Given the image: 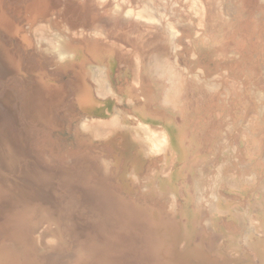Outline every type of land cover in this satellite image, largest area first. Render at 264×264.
I'll list each match as a JSON object with an SVG mask.
<instances>
[{"label": "bare ground", "instance_id": "1", "mask_svg": "<svg viewBox=\"0 0 264 264\" xmlns=\"http://www.w3.org/2000/svg\"><path fill=\"white\" fill-rule=\"evenodd\" d=\"M247 3L250 4V6L254 5V12H253L254 14L252 12H251L252 14H250L251 16H254V19L253 20L251 19L250 21L249 20L248 21L254 25V28L260 29L259 32L256 31L255 33L258 34L259 37H261V34L262 36L264 34V31H261L262 27L264 26L263 25L264 24L263 22L264 20V0H0V29L2 31L9 28L8 30H10L12 34H15L13 36H17L18 38L16 39L15 37V40L19 41V44L17 43V45L33 46L34 52L37 53V54L35 53V56H36V61L38 65H42L43 61H45L49 63L48 65L50 67H53V65H60L63 69L71 68L72 69L71 71L74 70V73H72L74 74V77L76 75L74 81H71L70 78L68 80H69V83L74 82L73 84L75 85V89L77 90L78 94L75 93L74 91L75 89L74 90L71 89V91H73L75 94L79 96V98L77 99L80 102L78 103L81 105L79 106L77 105V106L80 109H82L81 108L82 106L85 107L84 109H89L86 107V104H88L89 106V104L93 103V99H95L96 94L102 97H107L110 94H113V95L115 94V89H114V85L112 81V69L114 67L112 66L117 65V63L114 64L115 63L114 60L116 57L119 58L121 56L123 58L121 60L122 61L124 60L125 62H127V66L129 64V68H130L129 72H131V77H130L131 79L129 82H132L131 84H132L133 89L128 86L131 89L125 88V89H122V90L119 89V90L123 92L124 98L130 99L132 101H134V99L139 96V93H138L139 91L144 96L145 102H143L142 100L143 103H140V105L139 103L138 104L136 103L135 105L133 104L134 108L133 109L131 108L132 110H135V113L134 112H131V113H134L136 115L134 116L135 118L137 117V120L135 121L133 120L134 116H132V114H131V116L133 117L132 120H129L130 117L129 119H126L125 114L123 113L124 112L129 113L131 110L128 112L129 109H127L126 110L127 112L124 111L122 115L121 109H119L117 106L114 108L115 111L112 113L111 115L112 118L109 120L106 118L107 116L103 115L105 114L103 113L104 111H101L103 114H100L99 116L97 115V117H101V118H96V113H94L88 116L86 115L83 116L81 120H79L77 117V120L80 121L79 126L81 125L82 132L84 133L86 132V134H89V136L93 140L99 139L98 141L106 139V138L111 140L112 139L111 136L114 135V133L115 134L118 133L117 128L119 129V126L121 125H124V124L134 125L135 124L134 125L135 127L133 128L131 127L132 129H129V127L128 129L126 128L125 129H126V133L130 132V134L127 133L129 134V136H131L129 139L131 140L132 138L133 142L136 141L135 146L137 149H139L138 151H140V155L147 154L148 156H150V158L152 157L154 158V156L157 155L156 153L165 152L164 154H165V157L167 158L170 154H173L176 157V158L175 157L173 158V156L171 157L170 155L168 159L172 160L173 158L174 160L177 159L180 161L187 160L184 162V163L187 162L186 164L187 169L185 170H182L184 168H181L179 170L180 167L178 164L177 166L179 168H177V170L174 171L175 167L171 165L172 169L170 168L171 169L170 173L172 174L173 172V174L171 175V177L169 176L170 177L169 180H171L170 181L171 183L170 182H168L169 184L167 183L168 187H165L161 183L162 182L161 177H158V178H161V181L159 182L156 181V179H158L156 176L158 174L156 173H159V172L155 170L156 166L154 162L153 163L155 167L151 168V170L154 169L156 172L152 173L154 171L153 170L150 173L148 170L149 174H147L149 177L151 176L153 178V180L150 178L152 180L151 184L155 182L159 186V190H161V192H165L164 190V187H165V189H168V192L167 191L166 192L171 194V196L168 194L170 197L167 196L168 199L167 198L166 199L168 201L165 199L166 203L163 204L166 206L168 202V206L170 209L169 212L171 213L167 214L168 211L164 212L165 211L164 210L163 215L157 218L159 225L161 227L162 225H164V227L162 228V231L163 229L165 232L166 230H172V229L179 230L181 226L183 227L182 229H184V232L182 230L181 233H184L185 236H183L180 233V231L178 233L179 235L183 236V239L181 236V240L179 241V243H176L173 245L169 244L171 242L168 243L169 245H167V243L166 245L162 244L163 249H160L161 252L160 251L159 252H160L161 258L163 257V259L166 261L167 264H194L195 263L193 261L194 259L195 260L197 259V261H200L201 262L200 264H226V263L264 264V73L261 74L260 77L256 76L254 82L250 83L249 80H245L242 76L244 75L248 76V74L252 76V73H253L252 70L256 71L257 68L255 66L254 68L249 67V65L245 66L243 63L244 67L243 65H240L239 67L237 66L235 67L237 68L236 69L237 71L233 72L234 69L229 70L230 74H232L230 75V81L232 80L234 85L232 83V85L230 86L226 85L227 87L226 86L224 87L221 83H219V80L217 82V81H214L215 79L211 78V76L214 73H217V68L220 66L217 65L215 67V64L212 63L214 61L218 62L217 61L218 59L214 58L215 60L212 62L207 61L208 59L207 53L209 51L206 49L208 48L207 46L210 45L208 44L209 41L215 45L218 42L217 40L220 37L218 34L219 32V29L217 27L218 24H221L223 28L228 29L226 30L227 33L233 32L236 35L239 33H241L242 35L244 34L243 33L244 32L243 29L245 28L244 19L246 18L248 14L247 13L248 10H244V8L245 6H247ZM101 10L103 11V13H101ZM236 10H238V13H237L238 15L235 14ZM54 16L56 17V19L54 18ZM216 16L218 17L215 20ZM19 19L21 21L23 19V21H25V23L30 26L28 30L30 33V37L27 36L28 31L26 29H25L26 31L24 30V26L21 27L20 24H16L19 22L18 21ZM58 19L62 20L61 21L63 22L61 23L62 25L58 22ZM16 20L18 22H16ZM191 24H193L194 29L197 31V33H200L198 34L197 37L188 35L186 32L188 29L187 27L190 26ZM193 26H191V28H193ZM235 27L237 28L235 29ZM191 31L193 30L191 29ZM10 32H8L7 34L9 35ZM227 33H225V35H227ZM6 37L8 38V36ZM223 39L221 37V40ZM219 41H220V38H219ZM240 41H242L241 42L242 44L239 43ZM240 41L239 42L237 40L236 42L233 41L234 43V44L232 43L233 47H231L230 45L228 46L224 44L226 45V47L222 48L220 47L222 45L221 44L216 51H215V48H213L215 51V56L214 54L213 56L214 57H218V56L226 57L230 53H233L232 52L233 49L235 53L241 52L242 55L245 56L246 51H244V49L245 50L248 49V44L244 43L243 39H241ZM18 47L17 49L19 50L20 47L19 48ZM261 47L263 48L264 46H261ZM183 48L185 52H181ZM19 52L17 51L18 54ZM20 54L22 55V53ZM26 54H25V57H27ZM117 54L118 56H116ZM27 55H28L27 58H29L30 55L29 54ZM192 58H196V59H192ZM16 59L17 57L14 60ZM28 61L30 62V59ZM243 61L245 62V60ZM254 61H257V60H254ZM247 62L250 63L248 60H246V63ZM14 63L16 62L13 61V66H14V67L12 66L13 69L17 66ZM20 63L22 65V62ZM25 63L26 62H24V64ZM30 63H32V61ZM225 63L224 64L222 63V65H225ZM43 64H46V63H43ZM190 64H193L195 68H192ZM5 65L6 64H4V66ZM9 65L10 66L8 67L10 68L11 64ZM222 65L221 67H223ZM12 67L10 69H12ZM28 67L30 68L29 65L27 66V68ZM32 68H34L33 65H32ZM22 71H25V70H22ZM38 71H40V68L38 69ZM41 71L40 73H43V72L46 73L48 70L45 69V71L43 72ZM239 71H241V73ZM129 72L127 73L129 74ZM24 73L26 74V72ZM40 73L38 74L40 75ZM64 73H66V71L63 72V74ZM35 74L38 75L37 72H35ZM49 74H53V73H49ZM55 74L56 72H54V75ZM57 74H59V72ZM65 76L66 75L64 74V77ZM58 78L56 79L58 80ZM44 79L46 78H42V80L40 78L38 81H40L41 83L42 82L45 83ZM50 79H54V78H52V76L50 75ZM22 80L24 79L22 78ZM25 82L26 81H23V83ZM34 82L36 81L34 80ZM58 82L60 81L58 80ZM73 84H70V85L72 86ZM127 84L131 85L129 83ZM54 85L51 84V86H54ZM51 86H50V89L52 90L53 87L51 88ZM62 86L67 87V85L66 86L62 85ZM24 87H26V85ZM34 87L36 88L35 85ZM248 90L252 95H249ZM69 91L70 89L68 90V92ZM48 92H50V90ZM117 93H120V92L117 90ZM45 94H48L47 91ZM235 94H236V98L239 97L238 102L236 104L240 106L239 108L240 112L237 115L235 113L233 114L231 110V108H233L231 101L234 100ZM56 95L54 97H56ZM57 96L59 97L63 95L60 94ZM123 96H121V98ZM75 97L73 96L72 98H75ZM47 98L49 99L50 95ZM121 98L117 97L116 99H121ZM59 99L57 98V100ZM75 99H74V102H76ZM122 100L124 99L122 98ZM139 100L141 101V99ZM99 101L101 100L99 99ZM105 101L106 100H104L102 103H104ZM66 102H71V100L66 101ZM133 103H135V101ZM71 104L72 103H70V105ZM70 105L67 104L66 106H70ZM54 106H57V104ZM111 106H113V104H111ZM94 107H95V102H94ZM229 108L231 111H229ZM165 114L168 116H171L173 119L165 116ZM25 115L27 117V113ZM188 117H192V120L195 124L194 127L195 126L198 127L197 130L202 135V138H201L203 140L202 145L205 146V147H202L203 150L201 148L202 150L201 152L204 151L203 156L200 159L196 158L197 161L195 160L193 162H192L193 159L189 160V157L185 156L186 152H184V148L187 145L185 143L186 137L183 135L184 131L180 129L182 124L184 123L188 124L189 122ZM226 117H229L228 121L226 120ZM239 119L240 120L243 119L242 128H240V125L236 123V121L238 122ZM31 121H32V118H31ZM28 125H26V127ZM30 129L31 128H29V130ZM126 133L124 131L125 135ZM120 134L118 135L120 136ZM118 135L116 136L118 137ZM122 135H123V132H122ZM113 138H116L115 135L113 136ZM188 138H189V134H188ZM121 140L123 141L124 139H121ZM191 140L189 142H191ZM105 141L106 140H104V142ZM89 142H87L86 144H88ZM133 142H130V143H133ZM189 142L188 144L190 145ZM199 143H202V142H199ZM238 143H240V146L238 145ZM195 145L194 147H196ZM99 146H102V145H99ZM225 148H228L229 150H227V152L224 151V155H225V156L223 155L225 157L224 158L221 156V152ZM47 149L45 148V151ZM70 153H69V157H70ZM189 153H191V151H189ZM195 153L196 152H194V154ZM152 154L153 155L156 154V155L153 156ZM65 155H68V154H65ZM140 155L138 153L139 157ZM147 155H145V157ZM199 155L201 154L199 153ZM45 156L42 155V158ZM235 157L238 159V161H234L233 158ZM104 158H105V161L103 163V166H101L102 168H99V169H102L106 173H109V171L112 168V167L110 168V163L112 165V162L116 163V161L113 159L114 157L113 158L111 157L114 161L111 159L112 161L110 160V162L106 157ZM157 158L159 159V157ZM66 159L68 161L69 158L67 157ZM96 159H99V156ZM142 159H143V156H142ZM74 160L75 159H73V161ZM50 161L51 160L49 159V163ZM54 161H56V159ZM73 161L72 162L70 161V162L74 163ZM99 161H102V159ZM161 161L159 160L158 164ZM246 161L250 162V165H247L245 167L244 163ZM138 162L136 161V163ZM167 162L170 163L168 160ZM101 163L102 162H100V164ZM172 163L175 164L176 162L173 161ZM181 164L184 166L183 163ZM66 165L68 166V164ZM69 165L71 166L72 164L69 163ZM73 165H76V164H73ZM128 166H131V165L129 164L126 166L127 170L129 169ZM134 166L135 165H133V167ZM133 167L131 170L133 173H129L128 174L129 176H131L130 174H133L132 176L134 175L137 176V173L133 171ZM139 167H141V165ZM136 169H137V166H136ZM129 171H127V173ZM124 173L126 172L124 171ZM124 173H123V177L125 175L127 176V174H124ZM99 175L102 176V174H99ZM187 175L190 176L189 177L190 178L189 182H191V184L189 183L190 185L183 182ZM148 176L147 178H149ZM180 177H183L184 180H181V184L177 183L178 185H176L175 182ZM137 178L135 179L132 178L131 182L133 183V180H134V183H135V180H137ZM142 179H146V178H144L143 176ZM128 180H129V177H128ZM164 180L166 182L169 181V180H166V178H164ZM164 180L163 182H165ZM139 181H141V179H139ZM143 181L145 182L146 180H143ZM186 181L188 180L186 179ZM147 183H148V180H147ZM137 184L139 185L140 182ZM185 184L186 186L184 189L183 185ZM142 185L144 186L143 183ZM147 185L148 184H146V186ZM224 187L225 188L232 187L234 188V190H236V192L239 191L237 194H240V195L238 197L229 198V195L228 196L224 195L223 192L221 191V189L223 190ZM153 189H151V191ZM187 189H189V191L191 190L190 192L191 195H189L188 199L191 200L189 202L193 204V208L191 207L192 209L188 210L187 212L184 210L185 213L180 212L179 215L180 217H182V218H179L182 220L180 222L174 218L176 215L175 212H177V210L180 207L181 202H179L178 200L179 197L183 195L187 196L188 193H185ZM231 190L234 191L233 189ZM151 193L152 192H150V194ZM156 194L157 193H155V195ZM162 196L164 197L165 195H162ZM185 196H183V198H185V200H188L186 199ZM153 200L154 198L152 199V201ZM185 202L189 203L187 201ZM150 205H152V203H150L149 206ZM155 205H154V208H155ZM157 209H159L158 206L156 207V210ZM231 209L236 210L237 213L235 211H232ZM166 223L170 225L166 226L165 225ZM123 227L125 228V226ZM194 230H195V233L197 234L196 238L199 237V239L197 240V242L198 241L199 242L196 245L197 242L194 241L195 245L192 242L194 246H192L190 243L189 244L190 247H188L186 246L189 243L187 241V238L189 234L193 232ZM14 231L12 232L14 233ZM164 234L166 236V233H163V235ZM191 235H193V233ZM16 236L19 237L18 235ZM17 237H16V240L18 239ZM178 237H176V239ZM215 239H219V241L218 243H215V245H212L214 244L212 243V241ZM6 240L8 241V239ZM22 240L23 238L21 237V241ZM33 241L35 242L34 246L36 245L39 248L45 246L44 242L40 241V235L35 237ZM53 241H55V239H48V242H53ZM170 241H175V239L174 240L170 239ZM28 243L29 242H27V244ZM23 244L25 245L26 243H23ZM26 245L24 247H26ZM181 245L184 248L180 249ZM205 245L207 247H205ZM39 250L40 252L43 251L42 248ZM48 250L50 251V249H47L46 252ZM212 253H215V254L217 253V254H220L221 256L219 255L218 257H214V254ZM46 255H48V257L50 256L49 254H46ZM52 256L53 255H51L50 257L52 258ZM244 256H247L248 260H244ZM8 257H10V255H8ZM221 257L223 259H221ZM18 258L16 260H18ZM13 259L14 258L11 259L12 262L10 261L9 264H15V262L13 263L14 261ZM21 259H24V258H21ZM30 259L32 258L30 257ZM45 262L48 264L46 260ZM51 262H54V261H51ZM51 262L49 261V263ZM115 263L117 264V261ZM160 263L158 261V264ZM102 264H106V263L104 262ZM111 264H114V263L112 262Z\"/></svg>", "mask_w": 264, "mask_h": 264}, {"label": "rangeland", "instance_id": "2", "mask_svg": "<svg viewBox=\"0 0 264 264\" xmlns=\"http://www.w3.org/2000/svg\"><path fill=\"white\" fill-rule=\"evenodd\" d=\"M244 10H248L249 12L247 11L248 14H247L246 18L244 19V22H245L244 27L245 28L243 29V31H244L243 35L241 33H239L237 35L233 32L227 33L226 30H228V29H225L221 26V24H218L217 27L219 29V32H220V30L222 32V33L221 32L219 33L217 31L219 36H220L219 37L220 41L218 38V40H217L218 42L217 41H216L217 43L215 42L216 45L211 43L210 41H209V43L207 42L208 44H210L209 46H207L209 49L206 48L209 51L207 53V58H208L207 61L212 62L215 59H218L217 60L218 62L214 61L212 63L215 64V67L217 65L220 66V67H218L219 69L217 68V73H214L211 76V78L215 79L214 81H217V82L219 80V83H221L224 87L226 85L230 86L233 83L232 80L230 81V75H232V74H230L229 70L234 69L233 72H235V71H237L236 70L237 68H235V67L236 66L239 67L240 65H243V63L245 66L249 65V67L254 68V66H255L257 68V70H259V71L262 70V68H263V70L260 72L257 70L256 71L252 70L253 73L256 74V75H254L252 73L253 77L250 76L249 74H248V76H246V75L242 76L245 80H249L250 83L254 82L256 76L260 77L261 74L264 73V63H263L264 62V55H263V53H264L263 48L264 47L263 48L261 47V46H264V43H263L264 42V34L262 36V34L260 33L261 37H259L258 34H256L255 32L256 31L259 32L260 29L254 28V25L251 22H249L251 19L252 20L254 19V16L250 15L254 12V5L250 6V4L247 3V6H245ZM101 13H103L102 10H101ZM237 13H238V10H236L235 14L238 15ZM234 15H233V17H234ZM217 17L218 16L215 17V20ZM54 18L56 19L55 16H54ZM59 20L60 19H58V22L60 24L63 23V22H61L62 20H60V21ZM18 21L16 20V22H18V23H16V22L15 23L20 24L21 27L24 26V30L25 29L27 31L29 30L30 26L28 24H26L25 21H23V19H22V21L20 19ZM263 22H264V20H263ZM191 26H193V24H191L190 26L187 27L188 28L186 31L187 34L192 35L193 37H197L198 34H200V33H197V31L194 29V26H193V28H191ZM190 28L193 31H191ZM236 28L237 27H235V29ZM8 29H5L3 31L0 29V47H1L0 48V50H1V52H0V264H9L12 258H14L13 263L15 262V264H20V263L21 264H39V263L40 264H42V263L47 264L45 262V260L48 262V264H51V263H53V264H93V263L94 264H102L104 262L106 264H111L112 262L114 264H116L115 263L116 261H117V264H119V263L120 264H158V261H159V263L161 262L160 264H167L166 261L163 259V257L161 258V255H160V252H161L160 249H163L162 244L166 245V243H167V245H169V244L173 245V244L179 243V241L181 240V236L182 235L185 236L184 233H181L182 230L184 232V229H182L183 227L181 226V228H179V230L172 229V230H166V232H165L163 229V231H162V228L164 227V225H162V227H161L157 221V218H159L161 215H163V213L166 211H168L167 214L171 213V212H169L170 209L168 206V202H167L166 206L163 205L166 203L165 199L166 198L168 199V197L171 196L170 193H167L168 189H165V187H168V184H169L168 182L171 181V180H169V178L173 174V172H172V174L170 173L171 172L170 170L172 169L171 165H173V167H175L174 171H176L177 168H179V167H180L179 170L181 168H184L182 170H185V169H187V166H186L187 162L186 163H184V162L187 160H181L180 161V160L175 159L176 160L175 161L173 159L175 157L173 154H170L171 157L173 156L172 160L168 159L170 155L168 156V158L165 157V154H164L165 152L156 153L157 155L154 154L157 157H159V159L156 156H154L153 154L152 155L154 156V158L153 157L150 158V156H148L147 154H145V155H147L148 157L147 156L145 157L144 154L140 155V151H138L139 149H137L135 146L136 141L133 142L132 138H131V140L129 139L131 137V136H129L130 132H127L129 134L126 133V129H128V127H129V129H132L133 127H135L134 126L135 124L134 125L132 124L133 126L131 124L130 125L124 124V125L119 126L120 130L117 128L118 133L117 132H116L117 134L114 133L116 138L120 137L118 139L113 138L114 135H112L111 140L106 138V139L98 141L99 139L93 140V139H91L89 134H86V132L85 133L82 132L81 125L79 126L80 121L77 120V117L79 120H81V118L83 116H85V115L88 116V115H91L94 113H96V118H101V117H97V115L99 116L100 114L105 113L103 115L107 116L106 118L109 120L112 118L111 115L115 111L114 108L116 106L119 109H121V114L124 111H126L127 109H129L128 112L131 110L129 112L130 114L125 113V112L123 114H125L126 119H129V117H130L129 120L133 119L132 116L135 115L134 114L135 110H132L134 108L133 106L136 103L137 104L139 103V105H140V103L145 102V98L141 94L140 91L138 93H139V96L141 95L140 96L141 98L139 96L138 97H139V99H141V101L137 97L134 99L135 103H133L134 101L127 99V98H124V96H123V92L121 91L122 89H125V88L131 89L132 88V84H131L132 82H129L131 79L130 78L131 72H129L130 71L129 64L127 66V62H125L124 60L122 61L121 59H123V58L120 55H119L120 56L119 58L116 57L114 60L115 61L114 64L117 63V65L112 66V67H114L112 69V81H113V85H114V89H115V94H114L115 96L113 94H110L107 97H102V96H98L96 94L95 99H93V103L89 104V106H88V104H86V107L89 109H84L85 107H83V106L82 107L80 106L82 108V109H80L78 106L81 104H79L80 102L77 99V98H79V96L77 95L78 92L75 89V85L73 84L74 82L69 83V80H68L70 78L71 81H74V79L76 77V75L74 77V74H72V73H74V70L71 71L72 70L71 68H69L70 70L69 69H63L60 65H53V67H50L48 65L49 63H47L45 61H43V63H46V64L42 63V65H38V63L36 61V56H35L36 52H34V47L33 46L17 45V43L19 44V41L15 40V37H16V39H18L17 36H13L15 34H12V32H10V30H8ZM261 31H264V26L262 27ZM8 32H10L9 35L7 34ZM3 33H4V35H3ZM28 33H29V31L27 32V36L30 37V33L29 34ZM225 33H227V35H225ZM234 34H235V36H234ZM6 36H8V38ZM11 37H13V38H11ZM221 37H222V39L223 38L224 39L221 40ZM261 38L263 39V41ZM8 39H10V40H8ZM29 39H31V38H29ZM241 39L244 40V43L248 44V49L247 50L244 49V51H246L245 56H243L241 52L235 53L234 49H233V51H232L233 53H230L226 57H222V56L214 57L215 51L219 48V46L221 44L223 45V46L222 45L220 46L222 48L226 47V45H228V46L230 45L231 47H233V44H234L233 41L236 42V40H237L239 42ZM223 42H225V43H223ZM241 42L242 41H240L239 43H241ZM224 44H226V45H224ZM16 46L20 47V48L18 47L19 50L17 49ZM249 46H250V48H249ZM252 46H254V47H252ZM210 47L212 48V50ZM124 48H125V46H124ZM213 48H215V51ZM8 49H10V50H8ZM13 49H15V50H13ZM13 51H15V52H13ZM17 51L18 52L20 51L19 54L17 53ZM258 51H260V52H258ZM181 52H185L184 48L181 50ZM20 53H22V55ZM26 53L29 54L31 58L30 57L27 58L28 55ZM25 54L27 57H25ZM213 54H214V56H213ZM116 56H118V54ZM14 57L15 58L17 57V59H16L17 61L14 60L15 59ZM18 57H20V58H18ZM243 57H245V58H243ZM19 59H20V61H19ZM27 59L28 60L30 59V62L32 61V63H30ZM192 59H196V58H192ZM210 59H212V60H210ZM243 60H245V62ZM246 60H248L250 63H248V62L246 63ZM254 60H257V61H254ZM13 61L16 62L14 64L17 65L14 69H13V67H14ZM219 61H220V63H219ZM20 62H22V65ZM24 62H26L25 63L26 65L24 64ZM120 62H121V64H120ZM7 63H8V65H7ZM19 63H20V65H19ZM118 63H119V65H118ZM222 63L223 64L225 63V65H222ZM4 64H6V65L4 66ZM9 64H11V67L13 66L12 67L13 70L10 69L11 67L10 68L8 67V66H10ZM34 64H36V65H34ZM28 65L30 66V68L29 67L27 68ZM32 65L34 68H32ZM221 65L223 67H221ZM244 65H243V67H244ZM115 66H117V67H115ZM190 66H192V68H195V66L193 64H190ZM48 67H50V68H48ZM37 68L38 69L40 68V71L42 70L41 72L45 71V69L48 70L46 72L47 74L45 72H43L45 74L40 73V71H38ZM53 68L57 71H55ZM221 68L224 70H222ZM51 69H53V70H51ZM127 69H128V71H127ZM22 70H25V71H22ZM64 70L66 71V73H64L66 75L65 77L63 74V72H65ZM49 71H51V72H49ZM126 71L129 72V74ZM213 71H212V73H213ZM24 72H26L27 75ZM28 72H29V74H28ZM35 72H37V74L40 73V75L39 74L36 75ZM54 72H56L55 75H54ZM58 72H59V74H57ZM239 72L241 73V71H239ZM23 73H24V75H23ZM49 73H53V74H49ZM240 73H238V74H240ZM43 75H44V77H43ZM50 75L54 79H50ZM62 76L64 77V79ZM21 77L24 80H22ZM27 78H28V80H27ZM40 78H41V80H42V78H46V79H44L45 83H43V82L41 83L40 81H38ZM56 78H58V80L60 82H58V80ZM55 79H56V81H55ZM34 80L38 83L34 82ZM23 81H26L27 83L26 82L23 83ZM258 81H259V79H258ZM19 82L22 84H20ZM46 82H47V84H46ZM61 83L64 86L67 85V87H63L61 85ZM127 83H129L131 85H128ZM27 84H29V85H27ZM51 84L52 85L56 84V85L51 86ZM70 84H73V85L71 86ZM126 84H127V86H126ZM25 85H26V87H24ZM34 85L36 86V88L34 87ZM233 85H234V83H233ZM50 86H51V88L55 87L54 89H56V90H54L53 88L51 90ZM128 86L131 88H129ZM67 89L68 90L70 89V91L68 92ZM71 89L72 90L75 89L74 91L77 94H75L73 91H71ZM119 89H121V90H119ZM220 89H221V87H220ZM49 90H50V92H48ZM117 90L120 93H117ZM46 91L48 94H45ZM57 91H59V92H57ZM248 92H249V90H248ZM56 94L57 95L62 94L63 96L58 97ZM49 95H50V98L53 100H51L50 98L49 99L47 98V97H49ZM55 95L58 99L59 98H61V99L57 100V98L54 97ZM120 95L123 96L122 98L124 100H122ZM249 95H252V94L249 92ZM73 96L74 97L76 96L75 98L78 101L75 98H72ZM116 96L120 97L121 99H116L117 98ZM237 96H239V95H237ZM64 98L67 100H65ZM69 98H71V99H69ZM238 98L239 97L236 98V94H235L234 100L231 101L232 106H233V108H231V110H232L233 114L235 113L236 115L239 114V112H240V109H239L240 106L238 104H236L238 102ZM74 99L76 102H74ZM99 99L101 101H99ZM62 100H64V101H62ZM70 100H71V102H66V101H70ZM104 100H106V101L104 103H102ZM138 100H139V102H138ZM142 100H143V102H142ZM94 102H95L96 109L94 107ZM66 103L69 105H70V103H72L71 104L72 106L71 105L66 106L67 105ZM75 103H77V104H75ZM52 104H53V106H52ZM56 104H57V106H54ZM111 104H113L114 107L111 106ZM43 107L45 108L46 111L44 110ZM105 107H106V109H105ZM110 107H111V109H110ZM79 109H80V111H79ZM107 109H108V111H107ZM231 110L229 108V111H231ZM101 111H104V112L102 113ZM131 112H134V113H131ZM26 113H27V117L25 115ZM81 113H82V115H81ZM131 114H132V116H131ZM108 116H109V118H108ZM135 116L133 119L134 121L137 120V117L135 118ZM165 116L172 118L171 116H168L166 114H165ZM27 118L28 119L30 118V119L28 120ZM31 118H32V121H31ZM188 120H189L188 124H185V123L182 124L185 127H183L181 125L180 129H182L185 132V133L183 132V135L186 137L185 143L187 145H186V147L184 146L185 147L184 152H186L185 156L189 157V160L193 159L192 160V162H193L195 160L197 161L198 158L200 159L203 156L204 151L203 152H201V151L203 150L202 147H205V146L202 145L203 144V140L201 139L202 135L200 132H198V130H197L198 127L197 126L194 127L195 124L192 120V117H188ZM226 120L228 121L229 117H226ZM242 120L239 119L238 122L236 121V123L238 125H240V128L243 127L242 126V124H243ZM131 122H133V121H131ZM24 123L26 125H28V124L29 125L26 127V125ZM32 123H33V125H32ZM79 127L81 128V130ZM27 128H28V130H27ZM29 128H31L30 129L31 131L29 130ZM121 129L125 131L126 135L124 134V131H122ZM192 130H194L195 133ZM28 131H30V132H28ZM119 131L121 134L119 133ZM122 132H123V135H122ZM197 133H198V135L200 133V135H199L200 137L197 135ZM118 134H120V136ZM188 134H189V138H188ZM32 135H34V136H32ZM116 135H118V137ZM32 138H34V139H32ZM121 139H124V140L122 141ZM104 140H106V141L104 142ZM126 140H127V142H126ZM190 140H191V142H189ZM89 141L92 143H90ZM95 141L97 143L98 142L99 143L97 144ZM87 142H89V143L86 144ZM130 142H133V143H130ZM188 142L190 143V145L188 144ZM199 142H202V143H199ZM119 144H121V145H119ZM192 144H194V145L196 144L195 145L196 147H194V145H192ZM99 145H102V146H99ZM238 145L240 146V143H238ZM45 148L46 149L48 148L47 149L48 151L47 150L45 151ZM201 148H202V150H201ZM66 150H67V152H66ZM68 150H69V152H68ZM186 150L188 151V153ZM227 150H229V149L225 148L222 150V152H221L222 157L225 156L224 151L227 152ZM70 151H71V153H70ZM189 151H191L192 154L189 153ZM193 151L196 152L197 154L195 153L196 154L195 155ZM69 153H70V157H69ZM138 153H139L141 158L138 156ZM199 153L201 155H199ZM46 154H48V155H46ZM65 154H68V155H65ZM98 154H100V155H98ZM108 154H109V156H108ZM42 155L43 156L46 155L48 157L45 156L42 158ZM98 156H99V159H96V158H98ZM110 156L112 158L114 157L113 159L116 161V163L112 162V165L110 163V168L112 167L113 169L111 168L109 173H106L104 170L99 169V168H102L101 166H103V163L105 161L104 157H106L110 162V160L112 159ZM142 156H143V159H142ZM163 156H164V158H163ZM60 157H62V158H60ZM67 157L69 158L68 159L69 162L66 159ZM144 157H145V159H144ZM43 159L45 160V162ZM49 159L52 161V162L50 161L51 164L49 163ZM55 159L58 163L56 161H54ZM73 159H75V160L73 161ZM101 159H102V161H99ZM134 159H136V160H134ZM137 159H139V160H137ZM166 159L171 164L168 163ZM233 159H234V161H238V159L236 157ZM142 160L144 161V163ZM159 160L160 161L165 160V161H163V163L161 161L158 164ZM70 161L71 162L73 161L74 163H71ZM136 161L137 162L139 161L141 164L139 162L136 163ZM156 161H157V163H156ZM173 161L176 163L173 164L172 163ZM100 162H102L101 163L102 165L100 164ZM131 162L133 165H135L134 167L131 164ZM153 162L155 163V166H156L155 170H157V172H159V173H156V174H158L156 176H157V178L158 177L162 178L161 183L165 186L164 187L162 185L164 187L165 192H161V190H159V186L155 182L153 184H151L152 183L151 181L153 180V178L151 176L149 177L147 175V174H149V172L151 173L154 170V169L151 170V168L155 167ZM69 163L72 165L70 166ZM181 163H183L184 166ZM66 164H68V166ZM73 164H76V165H73ZM97 164L99 167L97 166ZM129 164L131 166H128V168L131 171L132 167H133V171H135L137 173L138 178L136 175L132 176L133 174H130L132 177L128 175L129 173H133L132 171L130 172L129 169L128 170L126 169V166ZM178 164H179V167L177 166ZM244 164L246 167L247 165H250V162L246 161ZM138 165L139 166L141 165V167H139ZM164 165H165V167H164ZM69 166H70V168H69ZM136 166H137V169H136ZM159 166L161 167V169ZM140 169H141V171H143V170L144 171L141 172ZM137 170L139 173L137 172ZM148 170H149V172H148ZM155 170L152 173H155L156 172ZM124 171L126 173H124ZM127 171H129V172L127 173ZM123 173L127 174V176L126 175L124 176L125 178L123 177ZM169 173H170V175H169ZM99 174H102V176H100ZM108 174H109V176H108ZM111 174H113V175H111ZM159 174H160V176H159ZM143 176L146 179H142ZM147 176L149 178H147ZM128 177H129V180H128ZM189 177L190 176L187 175L185 180L183 177H180L179 179L176 180L175 184L176 185L181 184V180H184L183 182L190 185L191 182H189V179H190ZM132 178L133 179L137 178V180H135V183H134V180H133V183L131 182ZM161 178H158L160 180L156 179V181H158V182L161 181ZM164 178H166V180H169V181L166 182L164 180ZM181 178H183V179H181ZM139 179H141V181H139ZM186 179L188 181H186ZM143 180H146V181L144 182ZM147 180H148V183H147ZM149 180H150V182H149ZM163 180L165 182H163ZM136 182L137 183L140 182V184H139L140 186ZM142 183L144 184V186L142 185ZM146 184H148L149 186L148 185L146 186ZM185 186H186V184L183 185L184 189H185ZM144 187H146V188H144ZM156 187H158V188H156ZM151 189H153V190L151 191ZM231 189L234 190V188H232V187L231 188H225L224 187L223 190L221 189V191L223 192L224 195H227V196L229 195V198L238 197L240 195V194H237L239 191L236 192V190L232 191ZM229 190L231 191V193ZM150 192H152V193L150 194ZM153 192L157 193L159 195V197L157 194L155 195V193H153ZM190 192H191V190L189 191V189H187V191H185V193H188L187 196H185V195H183V196H185L186 199H188L189 195H191ZM143 193H144V195H143ZM147 194L148 195L150 194V195L148 196ZM161 194L165 195V196L163 197ZM153 195H155V196H153ZM233 195H235V196H233ZM144 196H146V197H144ZM183 196L179 197L178 200H179V202H181L180 207L177 210V212H175L176 215L174 214L175 215L174 218L180 222L182 221L181 219H179V218H182L179 215L180 212L185 213V211L187 212L188 210H191L193 208V204H191V202H189L191 200H189V199L185 200V198H183ZM153 198H154V200L152 201ZM147 199H148V201H147ZM183 199L189 203H186ZM156 200H157V202L159 201L158 204H157ZM141 203H143V204H141ZM150 203H152V205L149 206ZM154 203L157 205H155ZM145 204H146V206H145ZM153 204L155 205V208H154ZM185 204H186V206H185ZM157 206L160 210L159 209L156 210ZM164 207H166V208H164ZM232 211H235L237 213L236 210H232ZM41 224H43V225H41ZM15 225H16V227H15ZM165 225L168 226L170 224L166 223ZM123 226H125V228ZM47 228H48V230H47ZM12 231H14V233ZM179 231L182 235L178 234ZM171 232H172V234H171ZM19 233H21V234H19ZM129 233H130V235H129ZM163 233H166V236H165V234L163 235ZM192 233H193V235H191ZM23 234H25V235L27 234L26 235L27 238ZM195 234H196L195 230L189 234V236L187 238V241L189 243L186 246L190 247L189 246L190 243L192 246L195 245L194 241L197 242V240L199 239V237L196 238L197 234L196 235ZM16 235H18L19 237H17ZM39 235H40V241L44 242V244H45V246H43V247L45 248L47 246L46 248L50 249V251L48 250L50 253L48 251L46 252L47 249L46 248L44 249L43 247H41L43 251L40 252L39 249H41V248H39L36 245L34 246L35 242L33 240L35 237H37ZM178 235H179V237H178ZM183 236H182V239H183ZM16 237L18 238L17 240H16ZM21 237L23 238L22 241H21ZM176 237H178V238L176 239ZM189 237H190V239H189ZM41 238H42V240H41ZM6 239H8V241ZM48 239H55V241L48 242ZM170 239H172V240L175 239L176 242L170 241ZM24 241H26V242H24ZM218 241H219V239L213 240L212 243H214V244H212V245H215V243H218ZM27 242H29V243L27 244ZM169 242H171V243H169ZM192 242L194 245L192 244ZM198 242L196 243V245L198 244ZM23 243H26L28 246L25 244L26 247H24L25 245ZM49 247H51V248H49ZM205 247H207V246L205 245ZM177 248H179V247H177ZM181 248H184V247L181 245L180 249ZM46 254H49L50 256L53 255V256L51 258L50 256L48 257V255H46ZM212 254H214V257H218L220 255L217 253L216 254L212 253ZM8 255H10V257H8ZM16 256H17V258L19 257L18 260H16L17 259ZM54 256H55V258H54ZM30 257L32 259H30ZM21 258H24V259H21ZM221 259H223V258L221 257ZM48 260L50 262L51 261H54V262L49 263ZM244 260H248V257L244 256ZM17 261L20 263H18ZM162 261H163V263H162ZM193 261L196 264L201 263L200 261H197V259L196 260L194 259ZM107 262H109V263H107ZM226 264H234V263H226ZM237 264H239V263H237ZM240 264H242V263H240Z\"/></svg>", "mask_w": 264, "mask_h": 264}]
</instances>
